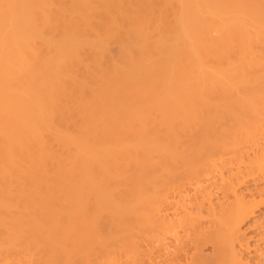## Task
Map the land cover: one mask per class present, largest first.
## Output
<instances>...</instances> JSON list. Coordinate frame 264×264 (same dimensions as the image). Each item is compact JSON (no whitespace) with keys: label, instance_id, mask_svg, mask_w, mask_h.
Instances as JSON below:
<instances>
[{"label":"bare ground","instance_id":"obj_1","mask_svg":"<svg viewBox=\"0 0 264 264\" xmlns=\"http://www.w3.org/2000/svg\"><path fill=\"white\" fill-rule=\"evenodd\" d=\"M0 264H264V0H0Z\"/></svg>","mask_w":264,"mask_h":264}]
</instances>
